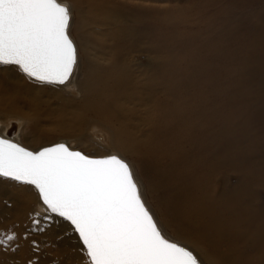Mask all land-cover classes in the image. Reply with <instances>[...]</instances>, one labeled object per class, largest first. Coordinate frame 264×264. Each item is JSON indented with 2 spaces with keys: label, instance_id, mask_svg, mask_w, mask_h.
Segmentation results:
<instances>
[{
  "label": "bare ground",
  "instance_id": "bare-ground-1",
  "mask_svg": "<svg viewBox=\"0 0 264 264\" xmlns=\"http://www.w3.org/2000/svg\"><path fill=\"white\" fill-rule=\"evenodd\" d=\"M172 1L182 4H173ZM234 1L236 0H58L69 9L70 19L74 12L79 21H84L88 16L90 20L98 21L100 26H104L101 44L106 43L107 49L105 46L99 49L90 45L92 42L87 43L79 34L74 40L70 35L69 19L68 34L73 41L77 58L70 78L64 84L44 83L59 87L51 90L43 87L42 82L33 84L35 95L32 91L29 95L26 94L28 99L31 97L35 102L38 97L43 98L41 96L51 98L50 93L56 96L54 107L50 99L38 101L42 117L48 118L56 129L47 133V138L61 130L69 131L68 125L72 124L80 132L78 143L92 146L96 142L93 135L100 136V132L104 131L102 134L110 138L111 142L115 141L118 149L137 164L148 190L154 194L153 205L160 214L164 209L166 215L171 217L170 223L176 225L179 222L185 227H181L183 230L193 229V234L200 235L202 239L204 235L208 241L227 244L225 251L214 248L210 253L204 252V259L206 257L209 260L207 263L181 239L180 230L175 228L176 233L174 229H170L176 235L175 238L172 237L166 231L169 224L167 226L162 222L146 202L142 184L136 178L132 165L117 156L133 171L142 199L151 209L163 235L193 250L203 264H237V261L239 264H264V249L256 252L257 247L260 248V239L264 237V203L261 204L260 211H255L250 201L253 185L261 186L264 191V177L247 171L245 174L239 170L235 172L233 168L231 144L235 137L231 133L232 112L228 110L235 100L230 98L235 96L228 93L227 90L231 88L228 89L227 80L225 84L222 82L225 76L232 83L233 79L240 78V74L244 75L241 73L244 64L232 65L233 68L228 65L231 64L228 60L233 55V46H230L234 43L232 27L236 18L230 7ZM263 2L264 0H259L252 5L257 7ZM87 21L86 18L85 25L88 24L89 27L92 23ZM82 23L84 27V22ZM87 34L91 38L90 32ZM250 37L247 41L251 44ZM81 40L83 52L87 54L89 50L93 54L85 60H80ZM239 59L243 61V58ZM257 59H254L256 63ZM12 66L20 71L16 65ZM14 120L10 119L8 123L4 120L3 123L6 124H0V136H6L10 125L15 123L16 133L9 139L22 146L16 140L19 124ZM29 120L34 125L38 117L34 116ZM64 144L71 150L79 151L68 143ZM249 155L252 157L253 154ZM255 164L260 166L261 162L259 165ZM148 170H152L157 178H148ZM228 171L234 172L238 177H235L229 187V196L224 194L223 197H218L213 181L215 177L221 179L222 174L228 178ZM214 195L216 199H213ZM38 198L40 200L39 195ZM36 206L35 213L59 217L50 213L41 200L36 202ZM251 221L259 224L253 227ZM7 230L5 228L0 233V240L10 242L7 236L13 233H7ZM20 235L17 231L14 234L15 238ZM76 236L79 240L77 234ZM202 241L200 239L201 243H208ZM80 244L82 245L81 242Z\"/></svg>",
  "mask_w": 264,
  "mask_h": 264
},
{
  "label": "snow or ice",
  "instance_id": "snow-or-ice-1",
  "mask_svg": "<svg viewBox=\"0 0 264 264\" xmlns=\"http://www.w3.org/2000/svg\"><path fill=\"white\" fill-rule=\"evenodd\" d=\"M69 19L58 0H0V66L64 84L77 59ZM0 179L34 186L50 213L78 234L83 264H203L163 235L133 171L117 156L94 159L64 144L31 152L0 139Z\"/></svg>",
  "mask_w": 264,
  "mask_h": 264
},
{
  "label": "rangeland",
  "instance_id": "rangeland-1",
  "mask_svg": "<svg viewBox=\"0 0 264 264\" xmlns=\"http://www.w3.org/2000/svg\"><path fill=\"white\" fill-rule=\"evenodd\" d=\"M258 1L241 0L240 3V0L239 1L236 0L233 3H231L232 7H230V9L232 11L233 17H235L236 20L234 21L232 27L234 43L232 42L230 46V47L233 46V48L231 49V54L233 55H231L232 59L230 57L229 59L230 61L228 60V63L231 62V64L228 65H231L232 67V65L235 66L239 64H244L241 73H243L244 75L248 73L247 74L248 76L243 75L244 76L243 77L240 74V78L233 79L232 83L228 82L229 77L225 76L222 78V82H224L225 84L227 80V83H229L227 84L228 89L231 88L230 90L234 89V91L231 92L230 90L227 89L226 90L228 91V93L230 92L229 93L230 95L235 96L230 98V99L234 98L235 100L234 102L232 101L233 104L228 110V112L229 111L232 112V114L230 115L232 121L231 127L233 128L231 130V133L235 137V141L232 142L231 144V148L233 150V168L234 170H236L235 172H238L239 170V172H244L245 174V172L247 171V173L250 172L252 175L260 174L261 177H264V159H263L264 138L262 139V137H264V59H263L264 58V51H263L264 2L257 7L252 5ZM172 3L182 4V2H178V1H172ZM86 18L89 24L92 23L90 24L89 27L87 26L88 24L85 25ZM70 20H71L70 35L72 38H74V40L78 38L77 36L79 34L84 40H87V43L90 44L92 42L90 45L94 47L100 49V47H104L106 45V43L104 44V42L103 44H101L104 34L103 29L105 27L102 25L100 26L98 21H93L92 19L90 20V18L86 16L84 18V21L80 20L81 21L80 22L74 12L72 13ZM82 22H84V25L86 26L85 29H84L85 26L83 27ZM87 28H89V30H87ZM89 32H90L89 36L91 35L90 37L92 38V40L87 36L88 35L87 33ZM248 35L249 37L251 36L250 37V41H252L251 44L249 41H247L249 40ZM93 39L96 42L93 41ZM80 42H81V46L79 47L80 60L83 59L85 60L87 56L92 57L93 54L91 53L92 54L91 55L89 50L87 54L83 52L82 40ZM239 45H243L242 47L244 48H242ZM247 46H249V48ZM238 47L240 48L238 49ZM104 48L107 49L106 46ZM245 48H247L248 50ZM234 55L236 58H234ZM140 56H143V54H140ZM246 57H249L250 60H252L253 62ZM141 58L143 59V57ZM239 58L241 59L243 58V61H239L240 60ZM254 59L255 60L257 59V63ZM245 71L248 72L246 73ZM251 74L255 76V79L254 76H252ZM248 79L250 81H247ZM33 84L37 85L42 83L29 79L28 77L23 75L16 67L12 65L0 66V122H2L0 124L4 125L8 123L10 119L11 120L15 119L14 121H17L19 124V132H18L19 134L17 136L18 139L16 140H18L22 146H24L27 149L35 151L42 147H46L57 142H64L71 145L73 149H77L87 156L101 157L107 155H116L126 159L132 165L136 178L142 184L143 196L146 199V202L162 222H164L166 225L169 224V226L167 225L169 228H167L166 231L172 237L174 238L176 237V235L173 234L174 232L178 233L175 230V228L178 231L180 230L179 234H181L182 236L181 239L184 242H186V244L191 249L196 251V253L203 259H204L203 256H205L204 252L210 253V250L214 248L217 249L220 248L221 250L224 251L226 250L227 244L224 242L217 244L216 242L208 241V238H205L204 235H203L204 239H202V237L201 238L199 237L200 235L193 234L194 233L193 229L187 228L183 230L182 228L185 227H183L179 222L176 223V225L179 223V226L174 225L175 223L174 224L170 223L169 220H171V217L168 214L166 215L164 209L161 210V214H163V217H161V214L153 205L154 194L153 192H150L148 190L145 178L142 172H140L139 167L137 166L136 163H134V161L128 155L123 154L118 149V147L115 144V141L111 142L110 138H106L102 134V132L104 131L100 132V136L98 135L99 137L93 135V137L96 138V142L92 146L88 145L87 143H78V137L80 136L79 135L80 132H77L76 127H74V125L72 124L68 125L70 126L69 131L67 129H65L66 131L61 130L58 133H54L52 137L47 138L48 136L46 137V134L56 129L53 124L52 125L50 124L48 118L42 117L40 107L38 106V101L44 98L50 99L54 107V103L57 102V99L56 96H54V94L51 93L49 94V96L50 95L52 96V97L50 96L51 98L47 96H41L43 98L38 97V100L36 102L31 97L28 99L26 94L29 95L31 91L35 95V90L34 88L32 89ZM239 84L241 86H239ZM28 85H31L30 86L31 88ZM43 87H45L47 90H51L52 88H59L57 85H50V84L44 85V83H43ZM254 91H256L257 93L255 94ZM45 95L48 94L45 93ZM239 112L241 114H239ZM239 115H242V117H240ZM256 115L257 117H255ZM34 116L38 117V121L36 124L32 125L29 119ZM54 117L55 115H53L52 118ZM251 117H255L257 119L255 120V118L253 119ZM3 121L4 122L7 121V122L3 123ZM240 125H242L243 127L242 126L240 127ZM235 129H237L238 131ZM61 132L62 134H60ZM36 137H40V138H36ZM255 141L259 143H256ZM237 144L238 146L235 147V145ZM248 153L253 154L252 157ZM259 157L261 158L259 159ZM237 162L239 163L237 164ZM260 162H261L260 166H257V164H255L258 163L259 165ZM240 164L242 166H240ZM228 172H229L228 178H226L224 174H222L221 179H217V177H215L216 181L215 179L213 181L218 197L219 196L223 197L224 194H225L224 196L228 197L229 196L228 192L230 189L229 187L231 186V183L234 182L235 177H238V175H236L234 172H230V171ZM147 176L148 178L151 177L150 179L157 178V175L154 174L152 170L147 171ZM256 188L257 190L259 189V192L256 190ZM251 192H253L252 194H250V201L252 203V207L255 211H260V208L262 206L261 204L264 203V194H263L264 191L261 189V186L253 185V190ZM213 199H216L215 195ZM38 201L40 200L38 198L37 190L34 187L29 186L27 184L15 182L9 179H0V233H2L5 228H7L8 229L7 233L16 234L17 231L20 232L21 234L19 237L15 238L10 242L5 241V239L0 240V264H83V260H84L83 247L80 244L76 234L74 233L70 225L61 218L56 217L54 215L52 216L50 214L51 216L50 215L43 216L41 214L35 213V208L37 207L36 202ZM238 212L240 214L242 213V211L239 210ZM34 221H39V223H34ZM252 222L253 221H251V225L253 224ZM257 224L259 223L256 221L253 224V227L257 226ZM243 228L246 227L243 226ZM170 229L171 230L174 229L175 231L173 230L174 232H172ZM200 239L203 241H207L208 243L203 241H202L203 243H201ZM258 246H260V248L258 249L257 247L256 252H259V250L264 249V237L260 239V243ZM204 260H206L207 263L209 262L208 258L206 257ZM239 263L240 262L237 261V264Z\"/></svg>",
  "mask_w": 264,
  "mask_h": 264
},
{
  "label": "water",
  "instance_id": "water-1",
  "mask_svg": "<svg viewBox=\"0 0 264 264\" xmlns=\"http://www.w3.org/2000/svg\"><path fill=\"white\" fill-rule=\"evenodd\" d=\"M59 3V2H58ZM61 4V3H60ZM61 6H64L63 4H61ZM64 7H66V6H64ZM18 67V66H17ZM19 68V67H18ZM21 71V70H20ZM22 72V71H21ZM23 73V72H22ZM24 74V73H23ZM24 75H26V74H24ZM27 76V75H26ZM28 77V76H27ZM29 78V77H28ZM30 79H32V80H35L34 78H30ZM35 81H38V80H35ZM39 82H41V81H39ZM42 83H48V82H42ZM50 84H58V83H50ZM16 133V125H15V123L13 124H11L10 125V127H9V129H8V131H7V133H6V136H4V137H1L0 136V139H6V140H8V141H10V142H12V143H15V142H13V141H11L10 139H9V137H12L14 134ZM15 144H17V143H15ZM57 144H64V143H57ZM57 144H53V145H50V146H48V147H53V146H55V145H57ZM18 145V144H17ZM65 145V144H64ZM20 146V145H19ZM66 146V145H65ZM22 147V146H21ZM24 148V147H23ZM46 148V147H45ZM26 149V148H25ZM42 149H44V148H42ZM42 149H40V150H42ZM26 150H28V149H26ZM40 150H38V151H40ZM71 150V149H70ZM28 151H30V150H28ZM38 151H36V152H38ZM73 151H75V150H73ZM32 152V151H31ZM110 156H115V155H110ZM110 156H106V157H90V158H94V159H99V158H107V157H110ZM32 186V185H31ZM34 187V186H33ZM38 192V191H37ZM38 195H39V193H38ZM41 200V202L43 203V201H42V199H40ZM44 204V203H43ZM45 205V204H44ZM46 206V205H45ZM47 207V206H46ZM62 218V217H61ZM77 234V233H76ZM78 235V234H77ZM79 237V236H78ZM82 243V242H81Z\"/></svg>",
  "mask_w": 264,
  "mask_h": 264
}]
</instances>
